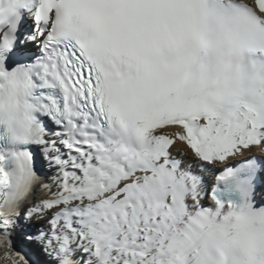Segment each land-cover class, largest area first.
<instances>
[{
	"label": "snow or ice",
	"instance_id": "1",
	"mask_svg": "<svg viewBox=\"0 0 264 264\" xmlns=\"http://www.w3.org/2000/svg\"><path fill=\"white\" fill-rule=\"evenodd\" d=\"M254 149L264 0H0V264H264Z\"/></svg>",
	"mask_w": 264,
	"mask_h": 264
},
{
	"label": "bare ground",
	"instance_id": "2",
	"mask_svg": "<svg viewBox=\"0 0 264 264\" xmlns=\"http://www.w3.org/2000/svg\"><path fill=\"white\" fill-rule=\"evenodd\" d=\"M179 148H182V146L178 145V149ZM253 151H254V154L257 156H264V153H261L259 149H254ZM205 178L208 180H211V174L210 173L205 174Z\"/></svg>",
	"mask_w": 264,
	"mask_h": 264
}]
</instances>
